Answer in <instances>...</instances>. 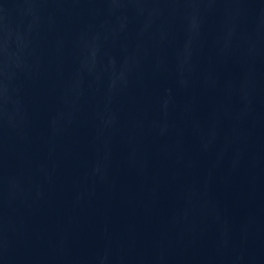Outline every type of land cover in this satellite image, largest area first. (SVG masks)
Here are the masks:
<instances>
[{
	"label": "water",
	"instance_id": "95a60500",
	"mask_svg": "<svg viewBox=\"0 0 264 264\" xmlns=\"http://www.w3.org/2000/svg\"><path fill=\"white\" fill-rule=\"evenodd\" d=\"M0 264H264V0H0Z\"/></svg>",
	"mask_w": 264,
	"mask_h": 264
}]
</instances>
